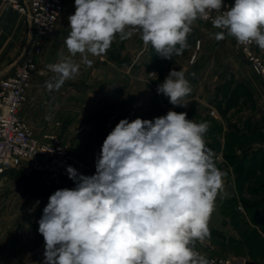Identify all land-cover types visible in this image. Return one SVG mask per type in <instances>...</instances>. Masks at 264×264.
Wrapping results in <instances>:
<instances>
[{"label": "clouds", "instance_id": "clouds-1", "mask_svg": "<svg viewBox=\"0 0 264 264\" xmlns=\"http://www.w3.org/2000/svg\"><path fill=\"white\" fill-rule=\"evenodd\" d=\"M75 0L70 33L59 60L46 67L49 91L79 75L80 54H105L119 35L139 33L162 59L181 55L198 19L211 20L239 45L264 50V0ZM215 12L217 15L212 16ZM155 75V73H152ZM192 91L183 70H171L157 86L174 106L186 107ZM186 112L131 122L121 119L104 140L96 172L79 174L67 166L74 188L56 190L43 209L38 232L45 241L42 264H214L196 250L210 236L209 220L223 189V173L204 139L207 121ZM47 119V117H46Z\"/></svg>", "mask_w": 264, "mask_h": 264}, {"label": "rangeland", "instance_id": "rangeland-1", "mask_svg": "<svg viewBox=\"0 0 264 264\" xmlns=\"http://www.w3.org/2000/svg\"><path fill=\"white\" fill-rule=\"evenodd\" d=\"M0 6L11 9L17 15L16 43L5 47L0 55V59H3L0 60L2 71L16 59L24 45L26 21L23 15L1 0ZM191 27L192 31L187 37L189 47L170 60L160 58L151 45L145 47L139 33L126 29L130 35L126 39L125 47H119L117 42V46L109 48L105 54H89L88 58L93 61L91 67L82 62L80 54L73 57L80 64L79 75L66 81L64 88L62 86L58 91H49L45 87V82L53 73L41 65L44 45L42 51L36 55L37 71L26 92V101L21 107L20 116L27 124L29 121L23 113L32 116L30 125L34 128V134L55 133L78 153L94 155L101 149L107 133L114 129H110V125L117 124L121 119H128L130 122L136 118L154 120L167 114L166 97H160L156 91L169 72L175 69L185 72L192 88L190 94H198L208 104L206 121L210 126V138L216 136V127H221L222 124L216 122L217 118H221L228 135H235L231 127H238L234 124V121H238L239 128L244 126L243 123L246 130L254 126L257 130V142L264 144V100L257 88L259 86L264 92L260 77L251 69L229 37L217 41L210 35L220 30L199 20ZM54 33L55 30L45 44ZM11 40L13 41L12 37ZM61 49L56 45L48 48V55L53 59L51 63L57 62ZM252 50L264 62V50L255 43ZM63 52L68 55L66 48H63ZM6 59L8 61L3 62ZM121 85L128 90L127 96L116 95L111 91ZM63 92L65 94H61ZM195 102H192L194 106ZM189 114L190 119L193 115L191 111ZM49 183L71 184L30 173L24 168L7 172L0 181V216L16 215L19 218L40 219L44 207L39 203L26 201L24 191L27 185ZM241 209L237 211L241 213L240 216L248 217L243 206ZM233 213L231 209H225V214L231 216ZM242 223L235 227L238 230L237 239L223 233V239H220L217 235L221 232L217 230L210 233L206 238L211 247L210 255L248 258L256 264H264V235L260 236V240L244 242L255 227H252L249 220ZM244 231L246 235H240Z\"/></svg>", "mask_w": 264, "mask_h": 264}, {"label": "crops", "instance_id": "crops-1", "mask_svg": "<svg viewBox=\"0 0 264 264\" xmlns=\"http://www.w3.org/2000/svg\"><path fill=\"white\" fill-rule=\"evenodd\" d=\"M232 1L234 6L235 0ZM62 2L64 10L56 23L54 35L50 37L45 44L44 55L41 58L42 67H46L53 60L52 57L48 55V48L50 46L56 45L62 49L66 48L63 42L71 31L68 17L73 15L76 9L75 0H62ZM16 21V13L7 7L0 6V55L3 53L5 47H11L16 43ZM28 30L29 26L26 22L25 35H27ZM11 37L13 41H10ZM117 42H119V47H125L126 39L121 40L119 35H117L110 48L116 47ZM56 60L58 62L59 56ZM7 61L8 59L3 62ZM7 68L8 67L0 71V73L4 72ZM124 77L126 78V76ZM121 79H123L122 75ZM65 84L66 83L63 85ZM257 88L264 100V92L261 91L259 86ZM97 90L98 89H95V91ZM111 91L116 95L121 94L127 96L128 90L125 86L121 85L118 88H113ZM61 94L65 93L63 92ZM158 95L162 97L163 94ZM186 99L189 102L187 106L179 107L172 105L166 97V107L168 111L172 110L178 113L186 112L187 119H189V111H191L193 116L189 120H194L197 123L205 122L209 112L207 109L208 104L205 103L203 99L199 98L198 94H190ZM194 101H196V104L194 103L195 106L192 104ZM23 115L29 121L28 125L31 130H33L34 128L30 125L32 116L27 113H23ZM216 122L217 124H222L221 127H217L220 128V132H217L215 134L216 136L210 138L209 126L204 139L206 146L214 153L216 167L223 173V189L216 197L214 211L209 220V229L211 234L214 230H217L221 232V235L223 233L225 235L227 234L230 238L237 239L238 230L235 227L239 223L248 221L247 217L242 218V215L240 216L241 213L237 212L238 210H242L240 200L242 198L249 200L253 199L249 191L255 189L263 192L258 200H264V144H259L257 142V130L254 126L252 127L253 129L250 128L246 130L245 123H243L244 126L240 127V130L246 134L245 140L248 144L241 149L233 142L239 140L238 136L230 137L228 135L223 119L217 118ZM234 124L239 128L240 123L238 121H234ZM115 126L116 124L110 125V129H113ZM71 151L78 158L90 161L93 157L99 156L101 149L99 151L97 150L96 154L90 156L80 154L73 148ZM74 187L75 185L72 183L70 185L62 183L31 184L26 186L24 199L30 203H39L42 207H45L49 201V197L56 190L64 188L71 189ZM234 199L237 201V204H230L229 200ZM225 209H231L234 213L229 216L225 214ZM41 212L43 213V210ZM38 221L39 219L19 218L16 215L8 217L0 216V264H42L44 260L45 241L43 236L38 232ZM201 243L202 245H209L206 239L201 241Z\"/></svg>", "mask_w": 264, "mask_h": 264}, {"label": "built area", "instance_id": "built-area-1", "mask_svg": "<svg viewBox=\"0 0 264 264\" xmlns=\"http://www.w3.org/2000/svg\"><path fill=\"white\" fill-rule=\"evenodd\" d=\"M1 1L23 15L29 30L16 59L0 73V181L7 172L24 168L42 177L65 179L75 185L66 171L67 166H72L79 174L91 176L96 172L98 157H93L90 161L78 158L72 153L69 145L55 133L46 132L36 136L20 116L21 107L26 101V92L37 71L36 55L42 51L46 39L54 32L55 25L64 10L63 2L62 0ZM223 4L225 7L221 11L233 6V1L223 0ZM215 15L217 13L213 12L212 16ZM198 20L213 27L211 20ZM229 38L245 57L251 69L260 77L264 90V62L253 52V43L247 46L239 45L234 38ZM195 247L209 260L214 261V264H256L248 258L212 256L211 247L207 244L202 245L201 241H198Z\"/></svg>", "mask_w": 264, "mask_h": 264}, {"label": "trees", "instance_id": "trees-1", "mask_svg": "<svg viewBox=\"0 0 264 264\" xmlns=\"http://www.w3.org/2000/svg\"><path fill=\"white\" fill-rule=\"evenodd\" d=\"M233 128L232 132L233 136H238L239 140H237L236 142H234V144H237L239 148H243L245 147L248 143L245 140L246 139V134L243 133L242 130H240V128L238 127H231ZM210 129V128H209ZM253 129V128H252ZM220 132V128L216 127L215 133ZM230 136V135H229ZM230 136V137H233ZM213 145V144H212ZM248 175V174H247ZM58 180H62L64 182H69L65 179H58ZM262 191L260 190H251L249 191V194L253 197V199L249 200V199H244L242 198L240 200L241 205L244 207L245 213L248 216V220L249 223H251L252 227L254 228L253 231H251L250 233H248V237H246L244 240V242H248L249 240H260V236L262 237V235H264V200H258L259 196L262 195ZM230 204H237V201L234 200H229ZM246 231L240 233V235H246L245 234ZM244 233V234H243ZM218 238L223 239L221 234L217 235ZM243 236V237H244ZM248 239V240H247ZM217 243V241H216ZM241 244H243V241H241Z\"/></svg>", "mask_w": 264, "mask_h": 264}]
</instances>
